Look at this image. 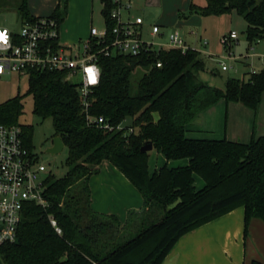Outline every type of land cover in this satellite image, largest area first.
Wrapping results in <instances>:
<instances>
[{
  "label": "trees",
  "instance_id": "trees-1",
  "mask_svg": "<svg viewBox=\"0 0 264 264\" xmlns=\"http://www.w3.org/2000/svg\"><path fill=\"white\" fill-rule=\"evenodd\" d=\"M100 1L111 30L115 4ZM17 11L22 21L38 18L31 14L28 0H21ZM232 11L247 22L250 44L264 40V0H206L205 6L191 3L187 13ZM67 13V5L57 6L50 16L61 24ZM98 63L101 78L92 88L87 108L78 83L65 79L66 71L28 70L34 112L52 119L53 137H60L68 150V170L63 177L48 176L47 206L25 205L17 240L0 246V264H162L180 237L239 206L245 209L247 237L251 219L264 220V136H254L249 143L192 138L187 125L221 99L257 110L264 92V69L247 79L229 77L222 89L200 78L206 63L192 48L150 49L137 57L102 53ZM140 65L145 70L133 79ZM22 109L20 96L3 102L0 122L21 125ZM100 116L114 129L100 127ZM128 118L131 125L117 129ZM21 126L25 144L32 148L33 127ZM128 127L134 131L128 132ZM146 143L168 161L189 162L165 164L151 172L150 151H142ZM105 160L141 192L143 213L161 214L127 240L120 238L116 216L96 212L91 205L89 181ZM197 177L203 181L201 187L196 185ZM135 213L130 211L129 219ZM50 216L57 219L62 234L55 231Z\"/></svg>",
  "mask_w": 264,
  "mask_h": 264
},
{
  "label": "built area",
  "instance_id": "built-area-1",
  "mask_svg": "<svg viewBox=\"0 0 264 264\" xmlns=\"http://www.w3.org/2000/svg\"><path fill=\"white\" fill-rule=\"evenodd\" d=\"M113 2L115 7L111 11V18L115 24L111 30L106 24L103 29L93 26L86 39L72 44L60 42V24L51 16L22 21L18 32L0 27V33L7 36L6 41H0V79L6 74L28 73L29 69L66 71V80L73 82L77 78L78 91L87 108L92 88L99 84L101 78L99 54L137 57L150 49L179 48L186 51L192 48L177 29L171 32L168 43H156L155 38L161 34V26L158 24L151 29L153 40L145 41L142 36V18L124 20L122 17L124 10L132 9L131 0ZM237 40L239 35L233 30L224 36L223 43L231 50V43ZM263 41L259 39L249 45L251 54L247 51L246 54L236 56L231 51L223 55L217 59L221 69H229L223 59L246 61L255 57L263 63V67H254L249 74L260 72L264 69V52H256L255 46ZM157 66H161V61L157 62ZM90 69L93 71L89 72ZM93 77L97 80L95 84L91 83ZM2 103L0 98V105ZM97 123L106 130L114 129L102 116L97 118ZM125 127L123 123L117 129ZM133 131V127H128V132ZM51 173L48 165L41 162L38 154L25 144L22 126L0 122V246L17 240L27 203L48 205L45 193L47 178ZM50 221L55 231L62 234L57 219L50 216Z\"/></svg>",
  "mask_w": 264,
  "mask_h": 264
},
{
  "label": "crops",
  "instance_id": "crops-1",
  "mask_svg": "<svg viewBox=\"0 0 264 264\" xmlns=\"http://www.w3.org/2000/svg\"><path fill=\"white\" fill-rule=\"evenodd\" d=\"M61 1L28 0V5L32 15L36 17L50 16L57 6L63 8ZM165 1L172 2L174 6L165 7ZM68 2L69 0L65 3L68 9L67 16L60 24V27L61 25L66 26V29L67 26L70 27L68 40L62 41L61 33L59 35L60 42L64 44H72L86 39L90 35L91 28L95 26L93 23L90 26L89 20L85 22L72 21L73 0H70V3H72L70 17ZM85 2L89 6L90 4L94 6L95 0H85ZM145 2L148 5H156L163 9L160 17L161 24L158 25L170 24L174 27L172 31L177 29L175 27H181L185 23L199 22L198 14L182 21L178 19L177 12H188L191 3L199 6L206 5V0H145ZM38 5H40L39 9H44V12H42L43 10L34 12L35 9H38ZM91 12L94 15V9ZM137 18H142V27L145 22L144 17L138 14L135 19ZM152 26L149 34H151ZM143 33L142 27V36ZM163 34L161 27V34L158 36ZM181 35L190 46L186 37L182 33ZM249 45L248 42L247 51ZM198 51L203 54L201 50ZM202 58L204 59V57ZM242 63L250 65L249 58L242 61ZM187 135L192 138H226L243 143H249L254 136H264V92L257 110L240 102L219 100L213 106L201 112L194 121L188 123ZM188 162V159L168 161L156 149L153 148L150 151L149 164L151 172L165 164L175 167ZM97 167L99 172L93 174L89 181L93 210L107 215H114L120 221L121 227L128 226L130 211H135L137 215L143 213L144 198L141 192L111 162L105 160ZM197 182L198 186L203 185V181L199 177L196 179ZM244 232L245 209L244 206H239L180 237L162 264H253L254 261L264 264V220L258 217L252 218L247 237H245Z\"/></svg>",
  "mask_w": 264,
  "mask_h": 264
},
{
  "label": "rangeland",
  "instance_id": "rangeland-1",
  "mask_svg": "<svg viewBox=\"0 0 264 264\" xmlns=\"http://www.w3.org/2000/svg\"><path fill=\"white\" fill-rule=\"evenodd\" d=\"M21 0H0V27H7L11 31L18 32L21 29L22 20L17 11V5ZM67 0H62V7L65 6ZM4 3L8 4V7L3 6ZM131 11L124 10L122 17L124 20H135L136 15H142L145 19L143 24V39L145 41H152L153 37L150 33V28L154 24H161V15L163 9L156 5H148L145 0H131ZM165 7L174 6L170 1L164 2ZM35 9L34 12H39L44 9ZM70 0L68 2L69 17L71 14ZM92 9H94V15H92ZM102 5L99 0H95L94 6L86 4L85 0H73V18L72 21H87L89 20L90 26L93 23L99 29H103L105 26V19L101 12ZM46 10V9H45ZM178 19L182 21L190 19L195 14L185 13V16L181 12H177ZM199 15V22L185 23L181 27H175L186 37L190 47L203 52L207 69L200 73V78L210 85L217 86L224 89L226 80L229 77L248 78L249 72L252 68L260 69L263 67V63L255 57H250L249 62L251 65L242 63L241 60L223 59L228 65V70H222L217 59L223 55H227L229 52H233L236 56L240 54H246L248 41L246 35L247 22L236 11L230 13H224L219 15ZM49 16V15H48ZM44 17V16H41ZM93 21L91 22V19ZM164 34L155 38L156 43H168L169 36L173 30V26L170 24H164L161 26ZM68 30L70 27H60L61 40H68ZM235 30L239 35V40L231 43V50L223 43V38L231 31ZM194 31V33H192ZM206 43V44H205ZM256 52H264V41L255 46ZM249 54L252 53L248 50ZM145 68L138 66L133 79L138 78ZM79 79V78H78ZM77 82V78L72 80ZM29 89V75L28 73H11L6 74L0 79V98L3 102L8 101L16 96L21 97L23 104L22 114L19 117V123L21 125H31L33 127L32 132V149L38 154L39 160L48 165L52 174L55 177H63L68 170L66 159L68 155L67 148L57 153L50 154L46 150L52 146V138L54 128L51 118L44 119L41 115L34 112V96L32 93H28ZM132 118L126 119L124 125H131ZM198 186V182L196 183ZM200 187V186H198ZM161 217L159 213H142L141 215L133 214L129 219L128 226H123L120 232V238L127 240L137 235L142 229L151 225L155 220Z\"/></svg>",
  "mask_w": 264,
  "mask_h": 264
},
{
  "label": "water",
  "instance_id": "water-1",
  "mask_svg": "<svg viewBox=\"0 0 264 264\" xmlns=\"http://www.w3.org/2000/svg\"><path fill=\"white\" fill-rule=\"evenodd\" d=\"M137 62L133 61L132 68L136 66ZM65 145L60 137H53L52 138V146H50L46 151L52 155L57 154L61 152L64 149ZM153 150V144L152 143H146L142 147V151L148 152Z\"/></svg>",
  "mask_w": 264,
  "mask_h": 264
},
{
  "label": "clouds",
  "instance_id": "clouds-1",
  "mask_svg": "<svg viewBox=\"0 0 264 264\" xmlns=\"http://www.w3.org/2000/svg\"><path fill=\"white\" fill-rule=\"evenodd\" d=\"M0 34H2V38H0V41H6L7 40L6 34H4V33H0ZM92 71H93V69H90L89 72H92ZM91 83H93V84L97 83V80L95 77L92 78Z\"/></svg>",
  "mask_w": 264,
  "mask_h": 264
},
{
  "label": "snow or ice",
  "instance_id": "snow-or-ice-1",
  "mask_svg": "<svg viewBox=\"0 0 264 264\" xmlns=\"http://www.w3.org/2000/svg\"><path fill=\"white\" fill-rule=\"evenodd\" d=\"M0 38H2V34H0Z\"/></svg>",
  "mask_w": 264,
  "mask_h": 264
}]
</instances>
